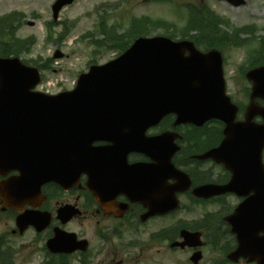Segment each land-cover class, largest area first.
<instances>
[{"label": "water", "instance_id": "95a60500", "mask_svg": "<svg viewBox=\"0 0 264 264\" xmlns=\"http://www.w3.org/2000/svg\"><path fill=\"white\" fill-rule=\"evenodd\" d=\"M74 1L58 0L52 7L54 19L57 20L64 6ZM225 1L236 7L244 4V0ZM61 57L62 54L56 52L55 58ZM247 77L254 84L252 98H264V67L249 71ZM40 82L37 68L24 65L17 57H0V174L19 172L14 187L19 192L25 188L26 180L39 191L48 182L68 189L82 173L90 176L88 187L95 190L93 180L98 168L107 165L108 147L96 148L93 144L107 141L113 143L110 149H114L123 134L133 136L129 140L132 150L158 159L148 151L161 149L162 136L147 138L145 134L172 113L177 116L176 124L202 125L214 118L226 124L220 147L200 158L226 164L233 178L224 186L198 188L193 193L195 196L247 194L240 190L239 160L250 158L254 145L258 147L257 163L261 166L264 123L250 126L255 116L264 119V108L250 105L246 121H235L237 107L226 95L222 54L218 50L201 52L189 41L142 37L117 59L92 66L89 73L79 77L72 91L56 95L34 91ZM173 152L174 149L167 156V174L172 169ZM183 180L187 183L185 186L167 189L170 192L167 209L177 206L176 192L189 188L186 175ZM257 185L255 195L264 207V179ZM31 194L1 193V198L6 206L21 210L19 204ZM255 195L252 206H255ZM245 206L248 203L240 205L234 217L227 219L241 245L239 215ZM67 211V208L63 210L65 220L74 215H67ZM259 215H264V210L254 211L250 221H256ZM49 222L48 217L42 221L38 214L30 212L16 218L20 233L30 225L41 231ZM74 239L73 234L56 232L47 247L53 253L70 254L80 248ZM238 253L239 249L235 254Z\"/></svg>", "mask_w": 264, "mask_h": 264}, {"label": "flooded vegetation", "instance_id": "af4514ba", "mask_svg": "<svg viewBox=\"0 0 264 264\" xmlns=\"http://www.w3.org/2000/svg\"><path fill=\"white\" fill-rule=\"evenodd\" d=\"M259 58L264 60V54ZM240 81L243 82L241 89L231 98L238 106L237 121H245L249 106L264 107V99L252 98V83L246 78ZM174 122L175 116H168L147 134H166L169 139L171 134L177 135L176 144L180 148L173 155L172 163L191 181L188 190L176 192L178 208L165 206L156 212L150 207L157 201L166 204V193H170L167 189L179 187L180 179L167 180L166 167L145 153L129 151L124 145L115 152L112 167L98 170L95 190L88 188L87 174H82L69 189L47 183L39 191L26 180L20 193L42 195L27 198L19 205L20 211L6 206L1 198V193H19L14 188L19 173L0 175V216L12 217L11 235L22 237L33 232L36 238H44L43 248L50 259L46 264H264V223L255 224L250 230L242 229L240 254L235 255L240 243L227 221L249 195L228 193L204 199L193 194L195 188L224 185L232 178V172L224 165L200 158L221 144L224 124L211 121L198 127L175 126ZM262 123L260 116L252 119L255 127ZM94 146L101 148L109 144L99 141ZM261 155L264 164V148ZM152 163L161 167L146 172L142 165ZM251 176L255 181H262L264 166L255 168ZM180 178L183 180V174ZM257 188V183H250L241 193L252 195ZM145 193L149 196H144ZM66 208L69 209L67 215L76 214L69 220L60 215ZM25 212L48 217L50 222L42 231L30 226L20 233L16 231V218ZM241 219L246 224L247 217ZM62 231L76 235L82 242L77 243L80 250L72 254L47 250L46 242Z\"/></svg>", "mask_w": 264, "mask_h": 264}, {"label": "rangeland", "instance_id": "374dc122", "mask_svg": "<svg viewBox=\"0 0 264 264\" xmlns=\"http://www.w3.org/2000/svg\"><path fill=\"white\" fill-rule=\"evenodd\" d=\"M55 1L0 0V18L16 16L13 28L6 27L8 31L0 28V32L14 31L17 38L27 41L19 57L25 64L40 70L43 79L37 90L49 94L73 89L79 75L87 72L91 65L118 57L120 51L114 48L120 36L124 43L135 35L193 37L197 30L184 31L189 18L183 8L186 5L198 7L197 11L209 9L221 19L217 37L227 39V45L221 49L230 96L241 89L243 82L236 77L239 69L249 63V49L257 48L264 40V0H244L239 7L219 0H75L60 12L53 25H49L53 22L51 7ZM139 19L146 21L141 28L136 27ZM248 26L256 30L242 31ZM56 51L62 53V58H53ZM262 61L254 58L253 68ZM12 220L10 215L0 216V264L48 263L44 238H36L33 232L22 237L11 235Z\"/></svg>", "mask_w": 264, "mask_h": 264}, {"label": "trees", "instance_id": "16d2710c", "mask_svg": "<svg viewBox=\"0 0 264 264\" xmlns=\"http://www.w3.org/2000/svg\"><path fill=\"white\" fill-rule=\"evenodd\" d=\"M192 17L188 24V29L197 30L198 34L192 37L193 40L196 41L198 46H202L205 49L209 48H218L221 49L224 46L225 38L221 37L217 39L218 35V26L220 23L219 16L210 10H201L194 11L192 13ZM14 16H9L0 20V28L12 29L14 20ZM146 22V21H144ZM143 22H138L136 27L141 28ZM7 27V28H6ZM13 33V35H11ZM137 35L134 36V38ZM6 37H10L11 39H7ZM132 38V41L133 39ZM132 41L129 39L127 43H124L123 37H119L116 42L114 48L120 52H124L131 45ZM27 41L21 40L17 38L14 34V31L9 33L0 32V56H19V53L23 48H25V44Z\"/></svg>", "mask_w": 264, "mask_h": 264}]
</instances>
